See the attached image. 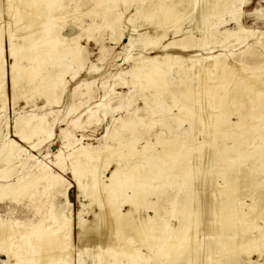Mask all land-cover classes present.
I'll use <instances>...</instances> for the list:
<instances>
[{
	"label": "bare ground",
	"instance_id": "1",
	"mask_svg": "<svg viewBox=\"0 0 264 264\" xmlns=\"http://www.w3.org/2000/svg\"><path fill=\"white\" fill-rule=\"evenodd\" d=\"M6 1L8 3L7 6L11 7V2L14 3L15 0ZM69 1L70 0H17V2L15 1L16 4H14L13 6V17L15 19L14 25L16 24V27H14L15 29L12 30L9 28L10 30H8L6 38H4L3 30L0 25L1 110L4 108V104L6 101L4 87L6 79L8 80V84L12 89L13 105L16 103L17 99L21 95L17 91L22 81H27L28 83L32 84L35 83L40 90V95H42V97H45L46 103L49 102L51 96H53L55 92L61 93L63 91L65 83L63 84L62 81L66 74L70 75L69 69L71 68V64L69 63L72 60V62H74V60H77L76 62L78 63L81 54V47H77V41L75 40V38L74 40L70 41H73V43L68 42L67 39L64 38V36L59 34L58 28L52 24L54 20L57 19L56 18L53 20L55 15L58 13V11L64 9V7L67 6ZM94 1L97 5L101 6V13L98 14L101 15V19L104 25L109 26V28L111 29H114L116 27H114V24L117 20H119L120 14L116 11L114 5L117 1L120 0ZM167 1L152 0L150 3H148L147 7L143 6L145 7L143 9V14H145V16L149 19L150 23H157L161 26L168 24L171 27H174V33L176 35L179 33H183V36L179 39L171 40L168 43L162 45V50H164V54L161 57L144 56L141 61L132 65L130 74L131 76H133L135 81H137L138 83L142 82L144 84H148L150 86H153V88L151 89L149 95H143V106L136 108V112L141 111L142 116H140L137 112V115L134 117V120L132 122H122L121 126L125 130H132L134 128L135 123L138 121H142L144 116L150 117L156 111L163 113L169 111L172 108H175L177 112L173 115L172 119L177 122L178 125L185 121H188L193 125L191 118L193 114L196 113L202 124H208V120L210 119V124H214L217 126V129H215L214 134L216 137L222 134L223 136H227V138H229L231 129L236 131L237 137H232L233 140L231 144H227L224 140H222V144L220 145V147L216 148L212 152L215 160L219 162L224 161L227 165V167H225V165L223 166L225 167V169L221 171L218 170L217 172V176H221V178L223 177V179L225 180L223 182L225 183L223 186V191L219 187L221 190V194H219V192L217 191L218 189H216L218 195L224 196V200L222 201V203L220 202L221 207L224 206L223 209L227 207L229 208L228 210L226 209V212H221V209V213H219L222 214V219H220V217L218 218V220H221L219 222L220 224H218V228H220V230L223 232L222 236L224 237V239L222 241H219L218 239L219 243L217 244V246H219L217 248V251L220 250V253L222 251V253L225 254L223 258L228 259V261L230 262H235L237 261L236 253L239 252L237 251V249L240 250L239 253L243 252V250L241 251V248L244 249V252L245 250H249L250 248L252 249V247H254V250L257 251L258 247H261L259 245L262 244V241L264 239V224L263 226H261L260 224L254 225L256 230L259 232L258 235H253L248 229V226L253 223V220L255 218L252 217L253 213L251 214L253 210L252 206H258V213L256 215H258L260 212V214L264 216V180L257 179V171L260 170V167H264V118H261V115H264V75L256 74L255 69L260 68H251L249 67L250 65L245 61H240L238 63V67L240 66L239 68L231 66L226 61V54L212 55L210 53L212 47H209V50H207V55L202 60L203 69L200 75L208 76V80L213 82V89L212 86L209 84V89L213 91L212 94H214V92L219 93L214 103L211 102L210 108L213 111L210 112L209 110L206 111V105L201 103L202 97H199V93L205 87L204 83L199 84L198 80L191 81L192 79H194H190L192 76L188 78L190 79L189 81L187 79V73L189 71L184 72L183 76H180L175 82H173L174 77L172 78L173 74L171 75L170 72L172 71L174 73V67L171 65L170 59L173 58L175 60L182 61L185 59L180 54L172 57L168 54L167 51L168 49H176L178 50V52H187L194 49L195 47H202V45H200L196 40L194 32L191 29H184L181 27L182 21L184 20H182L181 18L184 17V12H186L187 5H190L192 2H194L192 10L199 6V16L201 19L200 22L204 23V25L205 22L206 24L209 22V17H211L212 15L218 14L217 16H219V13L227 12L225 14L228 15L229 13L230 19L236 20V24H238L239 26V31H237L238 33L236 32L237 34L234 33L235 31H233V33L225 31L224 33H222V35L224 36L222 38L220 37L221 39H218L219 37L217 38L216 36L217 34L215 33V30L217 28L215 29V27H213V30V28L211 27H201L203 30L202 38L200 40H208L210 43L215 41V44L219 43V45L222 47L224 46L230 48L235 44L241 46V43L244 42L246 38L253 35V32L246 30L240 22V11L242 9V6H244L245 4V0H200V3H197V0H169V2ZM141 12L142 11H140V13ZM96 14L97 13H95V15ZM136 15L138 16L137 13ZM135 21L136 20L134 19V22ZM132 22L133 21H131L130 23ZM62 23L60 22L61 25ZM134 24L135 23H133V26ZM212 24L214 25V23ZM216 27H218V25ZM166 28H168V26ZM122 33L120 31V35ZM130 36L128 40V45L129 47H134L136 45V40L132 39L133 37ZM166 36L167 33L161 34L159 32L158 36L156 34V36L153 35L151 38L148 34L144 33L138 36V43H141L142 47H145L146 45L150 46L151 44L153 46L158 47L159 42ZM232 36L233 38H230ZM224 42H228V44L226 45L224 44ZM6 55L11 59V62L7 65V68H5ZM228 55L232 56L233 53L231 52ZM191 56H189L190 60L194 59L191 61V64L186 66L183 64H178L176 68H178L179 70L177 69L178 71H176V73L182 70L192 71L193 68L195 70L197 69L198 55H194L197 58H192ZM78 65L82 66L81 63H78ZM48 67L52 69L50 70ZM239 70H243V72L246 73L239 74ZM192 72H194V70ZM75 75L76 73H74L71 77L74 78ZM202 76L201 78H203ZM194 77H196V75ZM194 81H197L198 84ZM86 87H88V85ZM75 89L77 90V88ZM200 95H202V92L200 93ZM123 96H126V94H124ZM106 105L107 103L105 101H101L97 104V109H102V111L104 112L103 116H105L107 113ZM71 111H75L74 106L68 109V112ZM95 112L96 110L91 111L90 113L94 115ZM233 115L236 117V120L230 119V116ZM258 121H261L263 123L262 127H258L256 125ZM152 124V122L149 123V127ZM7 125V121L5 120V126L7 127ZM12 128L14 131V136H16L18 140L10 139L6 143L5 147L0 151V160L5 166L4 168H1L0 171H4L2 174L6 173L10 169L11 164L13 162H17L20 167L25 169L26 167H28V160L31 158H34L35 162L38 164L36 166L37 171L31 178V184L29 186L21 187L20 185L23 181L21 179L13 185H0V198H4L8 195V193L14 191V189L19 188L16 196L10 195L8 198L11 200H17L18 195L23 192V188H29L30 186L36 183H44L46 186L43 184V186L41 185L42 187H45L46 189H49L54 193H62L64 195V201L58 204H53L54 202L52 201L53 203L51 204V208L49 211V220L53 224V228H42L40 225L35 224L30 226L29 228H24L22 231H20L19 222H8L6 220H0V252L6 256V260H4V263L83 264L82 254L84 252H90L86 247L81 249L76 248L72 241L73 220L71 208H68V206L70 205V201L68 200V189L70 183L63 185L64 183L59 179V177L63 178L62 175L52 171V167L46 161H44L43 159H39L35 155L31 154L29 151V149H36L42 142L52 136L53 122H50L46 115H36L35 113L24 115L20 114L15 118ZM150 130L151 129L149 128L148 131ZM246 133L248 135L245 137ZM120 134L118 132H115L114 136L118 137ZM161 134L162 136L167 135L169 137H166V139L165 136L160 138V135L159 137H156L154 144L153 142L150 143V141H148L149 138L146 139L147 143L141 150V152H139L140 149L139 151L135 149V145L137 144V140L139 139V137L137 136L132 138L128 142L119 141L117 143H108V141H106L108 138V134L106 133L105 135H103L102 138L104 140V149L112 150L110 155L113 156L112 158L116 160L115 162L113 161L116 164V169L110 173L107 183H104L100 179V167L98 166V164L100 163H94L91 166H87L85 165L86 156L82 154V147L80 149L72 150V153L79 158L74 163V166L72 167L70 172L72 174V180L74 181V185H76L79 190H82L84 193H87L88 196L90 195L93 197V199H96L99 204H103L104 206H111V210H109L110 214L112 213V219H107L108 221L110 220L109 222L106 221V223L108 222L106 225L107 227H109V229L103 231L101 237H99V239L97 240V244H99L96 245V247L97 249H99V251L96 249V264H148L150 263V261L152 262L153 260H155L154 262H156L157 258L159 261L155 264H191L194 260V255L197 256V253L194 255L193 253H195L196 251L198 252L199 250H197L198 248H194L192 245V240L194 241L195 239H191L192 236L195 234L192 233V235L191 233H189L190 231L184 230L191 227V229L193 228L192 230L194 231V226L192 225L195 224V226H197L195 221L196 219L198 221V218H200L199 213L197 214V211L199 210L192 204H195L196 202L198 203V201L201 200L199 199L197 201V194L199 191L201 192L202 188L198 186L199 184H196V180L197 178H200L202 176L198 177L199 174L196 170V161L201 162L202 155L197 156V154H193L194 148H181V146L186 144L187 142L194 141L195 138L193 137L194 134L192 133V129L187 130L182 134H179L172 132L169 127L164 126V129L162 130ZM34 138L36 139L34 140ZM20 143H28V146H22L20 145ZM158 144L161 145V150L155 149V146L160 147ZM116 147H119V151H116L118 149ZM250 148L253 149L251 152L249 151ZM23 154L25 155V157H23ZM244 157L246 160H244ZM129 159H132V161H128ZM175 160L182 162L180 170L176 171V169L172 168V164H174ZM238 162H240V164ZM211 163H215V161ZM261 170L264 169L261 168ZM254 172H256V176L253 174ZM174 178H176L177 181ZM200 179H198L199 182ZM202 179L204 180V178ZM165 185L171 187L172 189L174 187L176 188L177 185H179L180 187L178 186V190L171 197H165V199L163 200L164 202H170L172 206L176 207L178 201L181 199L179 195L183 192L185 193V198L187 200V207H190L192 211V213L190 215H187L183 221L181 220L180 222H178L177 225H174L170 228H168L167 221L164 218L166 212L163 209H158L156 207V204H160L163 202L161 199H159V196H162L163 194H168L166 189L164 188ZM62 186L63 189L61 188ZM126 189L131 190L130 195L126 193ZM149 189H151V194H155L157 196L155 197L156 200L153 203L154 205L151 207L154 211L153 215L148 214L144 216L143 219L136 221L133 215L132 208L124 212L119 210L118 206H114V204L128 203L129 205H131V207L134 206L133 208L136 209L139 205L143 204V202L148 203V198L146 197L149 194ZM41 190H44V188ZM214 190H212V192ZM25 192H27L28 195V191ZM47 193L48 192H46V194ZM40 194L37 195L40 196ZM101 194H103L104 196V198L102 199L100 197ZM210 194L207 196H210ZM199 195H201V193H199ZM247 195L254 196H250L252 197L250 205L248 203H245L244 201ZM48 196L50 197V195ZM27 197H29V195ZM198 198L200 197L198 196ZM30 199L33 198L31 197L29 198V200ZM26 200L28 201V199ZM235 201L236 203L238 202L237 204L240 206H236V209L238 207L237 210H239L237 211V214H239L238 220L242 224L240 226L236 225L237 221L234 219H237L235 215L236 209H232V212L230 210L232 208V205L235 206ZM36 202L37 201H35V203ZM44 203L43 205L45 206ZM49 203L47 204V209L50 207ZM199 203L197 205H199ZM213 203L215 205V202ZM220 203H218L219 207ZM211 205L212 207L214 206L213 204ZM216 206L218 207V205ZM245 206H248V208H245ZM208 207H210V205H208ZM214 208L216 207L214 206ZM44 211H46L45 208ZM202 211L199 212L202 213ZM212 211L209 210L210 213ZM209 215L211 218V214ZM83 216V212H81L78 213L76 217L77 225L80 228L79 239H81L80 237L81 235H83L82 230L84 228H87V226L85 227L86 220ZM103 218L101 212L99 214H96L92 227L100 231L99 228H101L100 225L102 224L101 221ZM200 221H202V218ZM207 221L205 223H207ZM109 225L112 226L111 229ZM205 226L207 227L208 225ZM195 228L196 233L197 227ZM218 228V234L214 232V236L215 233L216 235L220 234V231L218 232ZM214 230L215 228L213 229V231ZM167 231H169L170 235H167ZM156 236L159 237L160 240L161 238L168 236L170 237V239H167V242L165 243L163 242L164 244H160L161 242L159 244H156L157 241L156 243L152 242L153 238L155 239ZM218 237L220 238V236ZM103 239L104 241H102ZM198 242L199 241H197V245ZM200 246L198 247L201 248ZM210 246L207 247L210 248ZM143 248H147V252H144L142 250ZM214 248L216 247L214 246ZM107 255L109 258H107ZM208 255L211 254L208 253ZM208 259L206 261H208Z\"/></svg>",
	"mask_w": 264,
	"mask_h": 264
},
{
	"label": "rangeland",
	"instance_id": "2",
	"mask_svg": "<svg viewBox=\"0 0 264 264\" xmlns=\"http://www.w3.org/2000/svg\"><path fill=\"white\" fill-rule=\"evenodd\" d=\"M0 1H1L0 3L1 5L0 6V15H1L0 25L3 30V37L6 38V34L8 30L10 29L14 30L15 29L14 27H16V24L14 25L15 19L13 17V13H14L13 6L14 4H16L17 0H15L16 2L14 1V3L11 2V5H12L11 7L7 6L8 3L6 0L5 1L0 0ZM151 1L152 0H142V1L141 0H137V1L136 0H132V1L131 0H120V1H117L114 5V8L120 14H119V20H117L116 23L114 22L115 23L114 27L116 26L114 29H111L109 28V26L104 25L101 19V15L98 14V13H101L100 11L101 6L97 5L94 0H70L67 6L64 7V9H62L61 11H58V13L55 15L53 20L56 18L57 19L54 20L52 24L58 28L59 34L64 36V38H66L68 42H70L71 40H74L75 38V40L77 41V47L78 48L81 47V54L79 58L80 60H78V63H81L82 66L78 65V63L76 62L77 60H74V62H72L73 61L72 60L69 63L71 64L70 65L71 68L69 69L70 75L66 74L62 81L63 84L65 83L63 91L61 93L55 92L54 95L51 96V99L49 100V102L47 103L45 101V97H42V95H40V90L36 86L35 83L32 84V83H28L27 81H22L17 91L21 95L17 99L16 103L13 105L12 89L8 84V80L6 79V83L4 86L6 101L4 104V108L2 110L0 109V151L5 147L6 143L10 139L18 140V138L14 136V131L12 128L13 122L18 115L20 114L24 115V114H30V113H35L36 115H46L48 120L50 122H53L52 136L49 139L42 142L36 149L34 150L29 149V151L31 154L35 155L39 159H43L44 161H46L52 167V171H54L55 173L61 174L63 178L59 177V179L60 181L64 183L63 185L70 183L69 189H68V200L70 201V205L68 206V208H71L72 220H73L72 241L76 248L81 249V248L86 247L88 251L91 253L90 254L88 252H84L82 254L83 264H96L95 263V259L97 256L96 245L99 244V243L97 244V240L99 239V237H101L103 231H106L109 229V227H107L106 224L112 219V213L110 214L111 206L105 205L106 206L105 207L103 204H99L96 201V199H93V197L90 195L88 196L87 193H84L82 190H79L76 187V185H74V181L72 180V174L70 172H71L72 167L74 166V163L79 158L72 153V150L80 149L82 147L81 148L83 150L82 154L86 156L85 165L87 166H91L94 163L95 164L100 163L98 164V166L100 167L99 168L100 179L104 183H107L110 173L116 169V164L114 163L116 160L112 158L113 156L110 155L112 150H107V149H104L103 147L104 140L102 136L105 135L106 133L108 134V138L106 140L108 141V143H117L119 141L128 142L136 136L139 137V139L137 140V144L135 145V149H137V151H139L140 149L139 152H141V150L144 148V146L147 143L146 139L149 138L148 141H150V143L153 142L154 144L156 137H159L160 135H161L160 138L165 136V139H166V137L167 138L169 137L167 135L162 136L161 134L162 130L164 129V126L169 127L172 132L179 133V134H182L183 132L192 129V133L194 134L193 137L195 138L194 141L187 142L186 144L182 145L181 148L191 147V149L193 148L195 149V150L193 149V154L195 153L197 154V156L202 155L201 162L196 161V170L198 171V174H199L198 177L202 176L200 178L201 179L204 178V180L202 179L203 181L200 178H197V180L200 179V182L199 180L198 181L196 180V184L197 185L199 184L198 186L202 188L201 192L199 191L197 194V201L201 199L199 200L201 204L199 203V201L198 203L200 206L197 205L198 204L197 202L195 204H192L193 206L197 207L199 211L204 210L202 211V213L197 211V214L199 213L200 215L199 216L200 218H198V221L200 222L201 225L196 219L195 223L197 226H195V224L192 225L194 226V231L192 230L193 228L191 229V227L184 230V231H190L189 233L191 234L192 233L195 234L196 236L192 234L193 236L191 239H195L199 241L197 245V241L192 240L193 247L196 249L198 248L197 250H199L198 252L196 251L195 253H193V255L197 253V256L194 255L195 257L192 263L193 262L195 263V261H196L195 264H206V263L207 264L209 263L210 264L211 263L212 264H218V263L220 264L221 263L222 264H225V263L226 264H259V263H264V250H263L264 249V239L262 241V244L259 245L261 247H258L257 251L254 250V247H252V249L250 248L251 250L250 249L245 250L246 252L245 253L244 249L241 248V251L243 250L244 253L243 252L239 253L240 250L237 249V251L239 252L237 253L235 252V253L237 254V256L238 255L239 256L238 257L236 256L237 261L235 262H230L228 261V259L223 258L225 254L222 253V251L220 253V250L217 251L218 250L217 248L219 246V245L217 246V244L219 243L218 239L219 241H222L224 239V237L222 236L223 232L220 230V228H218L219 227L218 224H220L219 222L221 221V220H218V218L220 217V219H222V214H219V213L226 212L229 209L228 207L225 209H223L224 206L221 207V203L224 200V196L218 195V192L219 194H221L220 188L223 191V186L225 184L223 182L225 180L223 179V177L221 178V176H217V172L218 170L221 171L225 169L227 165L225 164L224 161L223 163V162H219L215 160L212 152L216 148L220 147V145L222 144V140H224L227 144H231L233 140L232 137H237L236 131L231 129L229 138H227V136L226 137L223 136L222 134L216 137L214 134H215V129H217V126L214 124L211 125L209 121L210 119L208 120L209 122L208 124L206 122H205L206 124H202L196 113L193 114L191 118L193 125L189 123L188 121L182 122L180 125H178V123L172 119L173 115L177 112L175 108H172L169 111L163 112V113L156 111L150 117L144 116L142 121H138L135 123L134 128L132 130H125L121 126L122 122L124 123L132 122L134 120V117L137 115V112L140 116H142L141 114L142 112L141 111L136 112V108L143 106V99H142L143 95L144 94L149 95L151 92V89L153 88V86H150L148 84H144L142 82L138 83L137 81H135L133 76H131L130 74L132 65L141 61L144 56L145 57H152V56L161 57L164 54V50H162V45L168 43L171 40L179 39L180 37L183 36V33H179L176 35L174 33V27H171L168 24L161 26V25H158L157 23L156 24L150 23L149 19L145 16V14H143V9L147 7L148 3H150ZM167 2H169V0ZM200 2H201L200 0H197V3H200ZM137 3L141 5L139 6ZM193 3L194 2H192L190 5H187L186 12H184L185 13L184 17L181 18L182 20L184 19L182 21L181 27L184 29H191L194 32V36L196 40L198 41L200 45H202V47H197V48L195 47L194 49L187 51V52H178V50L176 49H173V50L168 49L167 52L172 57L180 54L185 59L183 61L175 60L173 58L170 59L171 65L174 67V73L171 71L170 74L171 75L173 74L172 78L174 77L173 82H175L177 78H179L180 76H183L184 72L189 71L187 73L188 74L187 79L190 78V76H192L190 79L192 78L194 79H192L191 81L198 80L199 84L204 83L205 87L201 90L202 95H200L201 92L199 93V97L200 98L202 97L201 103L206 105V106L204 105L205 109L207 108L206 111L209 110L210 112H212L213 110H211L210 108L211 102L214 103L219 93L214 92V94H212L213 91L209 89V87L211 85L212 89L214 88V85H212L213 82L208 80V76L204 75L205 76L204 78V76L200 75L203 69L202 60L207 55V52H208L207 50H209L208 49L209 47H212L211 52H210L212 55L226 54L227 55L226 61L231 66H235L239 68L240 66L238 67V63L240 61H245L250 65L249 67L251 68L252 67L260 68V69H255L256 74L264 75V0H245V4L244 6H242V9L240 11L241 13L240 22L246 30L252 31L253 35L246 38L245 41L241 43V46L235 44L234 46L230 48L224 47V46L223 48L222 46L219 45V43L215 44V41L210 43L208 40H205V41L200 40L202 38V30H203L202 28L204 27H208V28L215 27V29L217 28L215 30V33L217 34L216 36L217 38L219 37L218 39H221L224 36L222 35V33H224L225 31H228L231 33L235 31L234 32L235 34L238 33L237 31H239V28H238L239 26L238 24H236V20H231L229 13L227 15L225 14L227 12L225 13L221 12L219 13V16H217L218 14H214L211 17H209V22L207 24L205 22V25H206L205 26L204 23L200 22L201 19L199 16L200 14L199 6L193 9L194 11L192 10L194 6ZM136 11H138L139 13ZM140 11L142 12L140 13ZM95 13H97L96 14L97 16L95 15ZM136 13L138 14V16L136 15ZM134 19L136 20L135 22H134ZM131 21L133 22L130 23ZM60 22L61 23L63 22L65 24L62 23L63 25L62 26ZM133 23H135L134 26H133ZM212 23H214V25ZM217 25L218 27H216ZM167 26L168 28H166ZM120 31L121 33L123 32L121 35H120ZM159 32L161 34L167 33V36L164 37L159 42L158 47L153 46L152 44L150 46L146 45L145 47H142L141 43L140 44L138 43L139 42L138 36L140 34L145 33V34H148L152 38L153 35L156 36L157 34L158 36ZM90 33L92 34V37ZM174 34H175V37H174ZM130 35L133 37L132 39L136 40L135 41L136 45L134 47H129L128 45V40H129ZM233 36L230 38H233ZM70 43H73V41ZM224 44L227 45L228 42H224ZM231 52L233 53V55L232 56L228 55ZM194 55H198L197 56L198 58ZM189 56H191L192 58L196 57L198 59L197 69L195 70L193 68L192 71L194 70V72H192L191 70H182L176 73V71L179 70L178 68H176L178 64L179 65L183 64L185 66L191 64V61L194 59L190 60ZM10 62H11V59L6 55L5 56V63H6L5 68H7V65ZM73 71L74 73H76L74 78L71 77L74 74ZM238 72L239 74L246 73V72H243V70L241 71L239 70ZM195 75L196 77H194ZM201 76L204 79L201 78ZM190 79L188 80L190 81ZM194 82L197 83V81H194ZM87 85L88 87H86ZM75 88H77V90ZM124 94H126V96H123ZM203 96H204V99H203ZM101 101H105L107 103L106 105L107 113L105 116H103L104 112L102 111V109L100 110L97 109V104ZM69 106L70 107L74 106L75 111L68 112V109L70 108ZM95 110H96L95 112L96 114L94 113L93 115L92 113H90L91 111H95ZM261 118H264L263 114L261 115ZM230 119L236 120V117L233 115V116H230ZM5 120L7 121V124H8L7 127L5 126ZM151 122L153 124L149 127V123ZM256 125L258 127H262L263 123L261 121H258ZM149 128L151 129L150 131H148ZM115 132L116 133L118 132L119 134L120 133L121 134L118 137H115L114 136ZM247 135L248 134L246 133L245 137ZM35 139L36 138H34V140ZM20 145L27 147L28 143H20ZM159 146L160 147L155 146V149L161 150L162 147L161 145ZM116 148H118L116 151H119V147H116ZM58 150L61 152H59ZM252 150L253 149L251 148L249 149L250 152ZM23 157H25L24 154H23ZM178 160H175L174 164H172V168L176 169V171L180 170L182 166V162ZM244 160H246L245 157H244ZM128 161H132V159H129ZM214 161L215 163H211ZM238 163L240 164V162ZM37 165L38 164L35 162L34 158H31L28 160V167H26L25 169L20 167L17 162H13L11 164L10 169L6 173L2 174L4 171H0V175L2 174L0 177V185H8V184L13 185L17 183L18 180L21 179L23 180L20 185L21 187L29 186L31 184L30 182L31 178L33 177L34 173H36L37 171V167H36ZM224 165L225 167H223ZM4 167L5 166L0 160V169ZM261 168L264 169V167H260V170L257 171L258 172L257 179L264 180V170H261ZM255 173L256 172H254L253 174L256 176ZM206 178L209 181H207ZM174 179L177 181L176 178ZM43 184L36 183L30 186L29 188H23V192L19 194L20 196L18 195L17 200L16 199L11 200L8 198L10 195L16 196L19 188L14 189V191L8 193V195L5 196L4 198H0V220L2 221L6 220L8 222H15V221L19 222L20 231H22L24 228H29L30 226L35 225V224L40 225L42 228H45V227L53 228L54 226L49 220L50 218L49 211L51 208V204L53 202H54L53 204H58L64 201V195L62 193H57V192L54 193L53 191L46 189L45 187H42ZM178 186L179 185H177L176 188L174 187L172 189L171 187H168L165 185L164 188L166 189L168 194H163L162 196H159V199L163 201L165 197H168V198L171 197L178 190ZM33 188L35 191L33 190ZM43 188L45 191L41 190ZM61 188L63 189V186ZM216 189H218L217 190L218 192L216 191ZM150 190L151 189H149V194L146 197L148 198V203L143 202V204L139 205L138 208L136 209L133 208L134 206L131 207V205H129L128 203H120L121 206L120 204H114V206H118L119 210L124 211V212L132 208L133 215L136 221L143 219L144 216L148 214L153 215L154 211L151 207L154 205L153 203L155 202L156 200L155 197L157 196L155 194L154 195L151 194L152 192ZM212 190H214L213 192L215 194L212 192ZM25 191H28L29 197H27L28 195H27V192ZM46 192L48 193L46 194ZM210 192L212 195L214 194L213 196L216 198H214L210 194ZM40 193H42L43 196ZM126 193L130 195L131 190L126 189ZM199 193H201V195H199ZM37 194H40V196ZM209 194L210 196H207ZM48 195H50V197ZM102 196L103 194H101L100 196L101 199L104 198V196L103 197ZM198 196L200 198H198ZM211 196L213 197V199ZM250 196L247 195V197H245V200H244L245 203H248L249 205H250L252 197H254V196L252 197ZM31 197L33 199L29 200V198ZM41 197H42V200H41ZM179 197L181 199L178 201V204L176 205V207L172 206L170 202H164V201L160 204H156V207L158 209H163L166 212V215L164 216V218L167 221L168 228L174 225H177L178 222H180L181 220L183 221L187 215H190L192 213L191 208L187 207V203H186L187 200L185 198V193L183 192L180 193ZM220 197H222L223 199ZM26 199H28V201ZM35 201L37 202L35 203ZM213 202H215V205ZM216 202L218 203L221 202L220 207H219V204ZM43 203L45 204V206L49 203L50 207L47 209L48 205L45 207ZM237 203L235 204V206L230 205L232 207L230 209L231 212L233 211L232 209L234 210L236 209V206L240 207ZM207 204L210 205V207H208ZM211 204H213L216 208H214V206L212 207ZM216 205H218L220 209ZM36 207L38 208L39 211L37 210ZM44 208L46 211H44ZM245 208H248V206H245ZM221 209L224 211H222ZM237 209L235 210L236 211L235 215L237 219L236 218L234 219L237 221V222L235 221L236 225L240 226L242 224L238 220L239 214H237V211L239 210ZM252 209L254 211L252 210L251 214L253 213L252 217H255V218L253 220V223L248 226V229L253 235H258L259 232L256 230L254 225L260 224L261 226H263L264 216L261 215L260 212L258 215H256L258 213L257 205L252 206ZM207 210L208 212L209 210L210 211L213 210L212 211L213 213L212 212L208 213ZM216 210H219V211H216ZM81 212H83V215H84L83 217L86 220L85 227L87 226V228L86 229L84 228L82 230L83 235H81L80 237L81 239H79L80 228L77 225L76 217H77V214ZM100 212L102 213V218L103 217L104 218L106 217V218L105 220L104 218L102 219L101 223L103 225L102 224L100 225L101 228H99L100 229L99 231V230L94 229L92 227V224L94 223L95 215L99 214ZM209 214H211L212 219L210 218ZM108 216H110L111 218ZM201 218H202V221H200ZM107 219H110V220L108 221ZM106 221L108 222L106 223ZM206 221L207 223H205ZM205 225H208L207 226L208 228ZM195 227H197L198 233L197 232L195 233V230H196ZM111 228L112 226H110V229ZM212 228L213 229L215 228V230L213 231ZM217 228H218V232L220 231L219 235H216ZM204 230L206 234L204 233ZM207 230L209 231L212 230V231L209 232ZM214 232H216L215 236H214ZM167 235H170L169 231H167ZM218 236H220V238ZM167 239H170V237L169 236L163 237L160 240V238L156 236L155 239L153 238L152 242L156 243L157 241L156 244H159L160 242H161L160 244H164L165 242H167ZM102 241H104V239ZM198 246H200L201 248H199ZM207 246H210V248ZM214 246L216 248H214ZM146 249L147 248H143L142 250L144 252H147ZM97 250L99 251V249ZM208 253H210L211 255H208ZM213 253H216V254H213ZM219 254L220 255L223 254V255L220 256ZM3 255L4 254L0 252V260H1L0 264H5L4 260H6L5 259L6 256L5 255L3 256ZM107 258H109L108 255H107ZM217 258H218V261H217ZM207 259L208 261H206ZM154 261L155 260H153L152 262L150 261V263L148 264H155L159 260L157 258L156 262ZM212 261L213 262L217 261V262L213 263Z\"/></svg>",
	"mask_w": 264,
	"mask_h": 264
}]
</instances>
